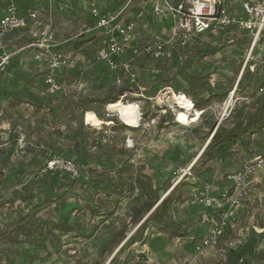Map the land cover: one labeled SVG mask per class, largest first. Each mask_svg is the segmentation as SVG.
Segmentation results:
<instances>
[{
	"label": "rangeland",
	"instance_id": "obj_1",
	"mask_svg": "<svg viewBox=\"0 0 264 264\" xmlns=\"http://www.w3.org/2000/svg\"><path fill=\"white\" fill-rule=\"evenodd\" d=\"M135 1L137 6L133 4ZM150 1L132 0L124 20L137 21L138 26H144L147 21L143 18L137 20L133 10L138 6L139 8L147 4L150 6ZM227 1L230 2L236 15L241 16L239 5L241 0ZM102 2L107 4L111 1L102 0ZM40 8L47 17L52 18L53 24L54 22L58 24L60 34L57 40L60 43L64 42L63 46L67 45L69 48L75 40H80L82 47L75 50V54L73 52L71 54L68 49L66 53L63 50L64 54L72 58L71 66L68 68L69 78L59 79L61 83L68 85L67 91L55 96H44L43 90L39 91L36 94L37 99L46 106L40 111L30 104L20 103L24 100V96L18 94V90L30 91L29 89H34L40 84L37 79L41 75L36 73L38 71L32 61L28 60L27 64L26 60L20 58L19 62L15 61L17 63L13 65L15 69L11 70V77L1 78L0 248L9 245L8 242L15 237V231L23 224L55 223L59 217L58 209L65 205L64 209L67 212L74 210L71 222L75 225V231L69 235L57 231L55 244L50 246L47 253L36 254L28 244L19 245L24 254L20 262L24 260L25 264L29 262L32 264H229V258L232 257L229 252L230 245L228 247L229 241L226 242L224 237L219 245L221 251L214 253L212 257L203 255L211 248L197 249L203 238L209 234L210 224L219 225L223 218L216 214L210 217L206 215L219 210L223 212L229 208L230 210L226 211L227 219L230 220L227 228L235 232L232 238L235 240L232 246L234 249L238 244L247 242L253 234L264 237V230H260L264 228V166L249 176L243 173L242 180L246 189L245 195L243 194L244 201L240 206L241 199L239 203L233 202L234 199H238L237 194L240 192L238 189L236 196H233L230 202L220 201L221 198H218L216 210L193 206L189 200L195 189L207 182L215 183L218 189L216 195L226 188L230 189L229 185L223 182L229 175L240 172L245 163L250 164L259 156L264 159V132L254 137L252 147H255L256 155L240 157L244 153L239 156L235 149L217 162L205 161L200 156L211 138L210 135L207 139L212 129L216 130V127L221 125L231 127L237 120L243 118L248 112V107L264 98V92L256 93L255 85L251 84L247 77V73L259 75L264 73V36L256 42L253 35L236 28H231L227 32L213 31L197 35L185 46L179 45L178 48L176 45L172 46L174 58L165 63L155 64L160 70L159 73H148L151 64L147 63L144 56L137 58L134 66L141 77V86L146 88L144 94L149 93L145 95L149 96V100L138 93H127L117 100L118 102L122 100L126 105L133 103L139 105L140 125L128 129L123 127L122 121L129 125L123 115L111 110L114 113L108 117L107 105L93 102L113 94L117 89L127 87L130 81L125 74L120 70L117 72L103 70L100 75H96L98 78L83 81L82 73L85 67L76 64L75 55H83L89 51L92 56L98 46V39L103 35L101 30H94V25L90 26L89 16L70 2L61 9L59 7L58 12H51V8L46 3ZM148 21H151L154 29H160V26L164 25L154 16ZM167 32L168 29L161 35L168 38ZM152 38L150 35L142 42L148 43ZM17 39L19 42L24 40L19 34ZM15 47L17 46L4 47L2 51L9 49L13 53ZM26 56L25 54L24 57ZM125 56L127 57L121 59L130 57L128 53ZM91 66L92 64L85 68L87 74L92 73ZM96 68L97 66L93 69ZM168 85L175 93L170 98L165 95L166 93L159 92ZM234 90L236 92L233 95ZM178 93L183 94L178 96ZM15 94L18 96L10 97ZM252 95L255 96L250 98ZM175 96L177 100L174 99ZM180 100H183L185 105L181 104ZM84 101V105H80ZM193 101L203 102L204 105L195 112ZM51 109L54 110L50 111ZM182 109L184 110L181 111ZM200 111H203L202 114ZM85 113H87L86 121L94 127L86 123ZM183 113L190 121L194 120V115L199 114L198 121L178 127L173 120L176 121L178 115ZM101 120L117 122L113 126H107ZM112 131L115 135H110ZM58 132H61V135H58ZM128 138L136 140L135 150L126 147ZM94 141L98 143L96 146L93 144ZM80 143L81 149L84 150L83 154L89 155L90 159H96V162L90 160V164L85 167V174L88 173L90 179L56 184L54 177L47 176L43 172L49 154L55 152L74 157L73 151ZM102 159L109 161L107 166L128 162L134 171L136 170V177L139 180L134 193L121 200L118 208L113 211L114 215L109 218L93 216L88 209L90 205H96L106 198L105 190L102 187L95 189L90 181L94 180V183L102 184L106 182L105 179L115 176L110 169L103 174L102 171L106 170L105 163H98ZM256 178L259 179L255 180L259 181V184L250 181ZM160 184L169 188L166 192L165 190L160 192L161 199L174 190L177 191L176 195L186 199L185 203H175L170 208L169 221L181 224L195 233L186 240H171L172 246L177 250L175 256L171 258L167 257L168 255L159 258L161 251L163 254L165 251L158 249L159 244L167 238L164 234L157 233L155 223L149 224L144 232L145 237H150L147 244L137 243L126 247L129 238L151 214L144 213L142 222L135 225L131 218L133 210L136 207L143 208L149 200L146 190L151 187L155 189ZM251 194L256 195L258 203L254 202L253 198L249 201ZM236 208L240 209L239 214H236ZM207 218H210L211 223L203 221ZM123 236L125 238L121 242L116 241ZM197 237L199 241H195ZM180 244H184L191 251L182 253V249H179L182 248ZM141 253L145 254L146 260L140 257ZM196 255L202 257L198 262H194ZM255 258L256 264H264V249H259Z\"/></svg>",
	"mask_w": 264,
	"mask_h": 264
},
{
	"label": "built area",
	"instance_id": "obj_2",
	"mask_svg": "<svg viewBox=\"0 0 264 264\" xmlns=\"http://www.w3.org/2000/svg\"><path fill=\"white\" fill-rule=\"evenodd\" d=\"M36 1L42 3L48 0ZM131 1L132 0H129L123 8L118 9L113 13H104L99 6H96L89 0H81L83 6H86L94 20L93 29L97 31L101 30L102 34L109 38L108 42L104 43L97 51L95 58L96 63L106 64L112 72H117V70L122 71L130 81V84H134L139 88L138 94H141L147 101L149 98L144 94L146 88L141 86L140 75L137 73L136 67L134 66V61L137 58L142 56L149 58L151 60V72L159 73L160 70L156 68L155 64L159 62L165 63L174 58L175 53L172 46L176 45L177 48L180 47L179 45L185 46L191 41V38L197 35L213 31L227 32L229 29L236 27L239 31L253 35L256 42L264 36V0H241L240 9L242 15L239 17L232 9L230 2L227 0H151L150 9L152 15L161 20L162 23H171L170 34L168 38L154 35L148 43L140 44L136 38V30L138 27L137 21L130 22L124 20ZM141 17L142 15H139L138 18ZM37 18L38 10H32L29 13L30 21H36ZM29 26L28 21L20 17L14 5L10 4L7 7L6 13L0 17V38L13 34L20 29H27ZM30 48L34 49V59L38 63L47 66L48 75L45 79L42 94L44 96H55L66 92L68 85L61 83L58 76L59 72L65 71L71 66L72 58L68 54L54 50L55 40L53 32H51L50 29L40 30L35 37V42ZM127 51L131 54L128 59H117L125 57ZM13 59L11 53H8L5 50L1 52L0 74L8 69ZM159 92L166 93L165 95L169 98L175 95L170 86L161 89ZM235 92L236 90H234L233 95ZM259 92L263 93L264 88L260 89ZM181 94L182 93H178V96ZM188 98L191 100L189 96ZM193 103L194 111L196 112V104L194 101ZM111 105L112 104H108L106 106L108 117L111 113H114L109 110ZM183 110L184 109L181 111ZM86 114L87 113L84 114L85 121ZM191 115L192 114H190V118L192 117ZM102 122L107 126H113L117 121L110 120V122ZM173 122L178 127L187 126L186 124L179 122L178 118H176V121L173 120ZM86 123L93 126L91 123H88V121H86ZM124 126L128 129L135 128L126 123H124ZM114 133L115 132L112 131L110 132V135H115ZM135 142V139L128 138L126 140V147L135 150L137 147ZM243 166V170L227 177V180L235 183L236 188L240 191L237 197L238 199H234L233 201L234 204L236 202L239 203V197L245 193L246 187L245 182L242 180L243 175L245 174L249 176L257 169L263 167L264 159L258 157L254 162L250 164L245 163ZM53 171L69 175L75 181H86L90 179L89 174H85V168L80 165V163L74 159H67L62 156H54L53 159L47 161L43 172L46 173ZM217 191L218 189L215 186V183L207 182L203 186L197 187L189 200L192 202L193 206H200L207 210L217 209V204L219 203L218 198H221L220 201L228 200V202H230L233 200V197L229 195L230 189L226 188L222 190L219 195L215 194ZM219 215L223 216L221 222L219 225L213 226L209 229V234L203 238L197 249H217L219 247L230 221L227 219L228 215H226V212H219ZM231 245L232 244H230V246Z\"/></svg>",
	"mask_w": 264,
	"mask_h": 264
},
{
	"label": "trees",
	"instance_id": "obj_3",
	"mask_svg": "<svg viewBox=\"0 0 264 264\" xmlns=\"http://www.w3.org/2000/svg\"><path fill=\"white\" fill-rule=\"evenodd\" d=\"M13 4L15 9H17V13L20 17L26 19L30 24L29 13L32 10H38V5L41 4L36 0H0V17H2L6 11L7 7ZM116 10V9H115ZM94 22V20H93ZM94 25V23H91ZM236 28V27H233ZM237 29V28H236ZM238 30V29H237ZM99 43H107L109 38L106 35H102L100 39H98ZM82 42L80 40H75L68 50L74 51L81 49ZM99 50V49H98ZM129 55L130 52L127 51ZM86 55H90L89 51H86ZM96 58V56H95ZM140 58V57H139ZM120 60L121 58H117ZM147 63L150 64L151 60L149 58H145ZM136 61V60H135ZM96 62V61H95ZM13 63V62H12ZM11 65L5 72L0 74V81L3 74L10 72ZM106 65V64H105ZM107 66V65H106ZM149 66V65H148ZM108 67V66H107ZM144 67V66H143ZM109 69V67H108ZM110 70V69H109ZM148 73H152L151 70H148ZM143 76V75H141ZM247 77L249 78V82L255 85L256 93H259L260 89L264 88V73L259 75L258 73H247ZM141 81V77H140ZM170 86V85H168ZM166 87V86H165ZM163 87V88H165ZM161 88V89H163ZM19 92V93H18ZM18 94H22L24 96V100L20 101V103H27L33 106L37 111L44 109L46 106L44 104L39 103L36 94L31 93L28 90L19 91ZM139 88L134 84L128 83L127 87L117 89L113 94H109L104 96L103 98L97 99L96 102L98 104H112L115 105L120 99L121 96L127 93H138ZM18 94L10 96L16 97ZM183 94V93H182ZM181 94V95H182ZM187 94V93H186ZM145 95H149L146 92ZM188 95V94H187ZM189 96V95H188ZM255 95H252L253 98ZM149 96H147L148 98ZM190 97V96H189ZM84 102H81L80 105H84ZM196 109L202 108L204 105L203 102H195ZM54 109H51L52 111ZM125 128V126H123ZM213 130V129H212ZM264 132V98H262L259 102L248 107V112L243 116V118L237 120L231 127L226 126H218L214 131V135L210 138V135L207 137L210 138V143L204 148V152L201 155L205 161H220L224 156L230 154L233 150L236 149L238 155L241 153L242 157L256 155L255 147H252L254 137ZM58 135H61V132H58ZM101 139L99 140V144ZM94 146L97 144L95 141L93 142ZM81 143L76 146V150L73 151L74 157L65 156L61 154H56L53 152L49 154L47 160L53 159L54 156H62L64 158H71L76 160L80 165L84 168L88 166L90 160L92 162H96V159H90L89 155L83 154L84 150L81 149ZM257 157V156H256ZM260 157V156H259ZM200 158V159H201ZM47 163V161H46ZM46 163L43 169L46 166ZM98 163L103 164L105 171H102L103 174L107 173V169L112 170L111 173L115 174V176H111L110 178L105 179L106 182L99 184L98 182L94 183V180L90 181L93 184L95 189H99L102 187L105 190L106 198L103 201H95L96 205H90L88 209L91 214L96 217L101 218H109L114 215L113 211L118 208L120 205V201L130 197L135 191L136 184H139V180L136 177V170L134 171L132 165L127 163H120L119 165H114L111 162V166H107L109 164L108 160H99ZM108 167V168H107ZM90 169V168H89ZM47 176L54 177L56 184H62V182H70L75 181L71 178V176L66 174H61L60 172H46ZM113 177H117L113 179ZM76 182V181H75ZM89 182V183H90ZM148 189V188H146ZM162 190L168 191L169 188L165 187L163 184L158 185L155 189L153 187L146 190V195L149 196V200L144 204L143 208L136 207L133 211L132 221L133 224L139 225L144 219V213H151L147 220H145L138 228L134 235L129 238L126 242L127 246H133L137 243L147 244L150 240V237H145L144 232L148 228L149 224L155 223L156 231L159 234H164L167 240H186L191 235V231L188 228H184L181 224H176L168 219V213L170 208L179 202H184L186 199H182L180 195H176L177 191L174 190L171 194H169L164 199H161L160 192ZM108 195V196H107ZM92 201L94 199L92 198ZM66 206V205H65ZM64 206V207H65ZM63 208L58 209L59 217L55 223H46V224H35L28 223L23 224L21 227L17 228L15 231V237L8 242V246L4 248H0V264H25V261L20 262L23 255L21 248L19 245L28 244L35 251L36 254L39 252H48L50 246L55 244L56 232H60L63 235L72 234L75 231V225L71 222V215L74 210H70L67 212ZM111 210V211H110ZM228 229V228H227ZM226 229V230H227ZM227 233V231H225ZM225 233V234H226ZM125 237L123 236L121 239L116 241L121 242ZM115 241V242H116ZM260 243V238L257 234H253L251 238L245 243L238 245L236 249L230 248V256L232 259V264H256L255 257L257 255L258 246ZM140 257L146 260L145 254L141 253ZM227 262V261H226ZM29 264H32L29 262ZM127 264V263H125Z\"/></svg>",
	"mask_w": 264,
	"mask_h": 264
},
{
	"label": "crops",
	"instance_id": "obj_4",
	"mask_svg": "<svg viewBox=\"0 0 264 264\" xmlns=\"http://www.w3.org/2000/svg\"><path fill=\"white\" fill-rule=\"evenodd\" d=\"M89 1L91 3H94L96 6H99V8L104 13H109V12L113 13L115 11V9L116 10H117V8L119 9L120 6H122L124 3H127L129 0H109L111 2H107V4H105L104 2H102L103 3L102 4L101 3L102 0H89ZM69 2L72 3L73 6L77 7V9L79 8L80 10H82L84 13H86L89 16V18H90V26H92L91 23H93V18L91 16L89 10L86 8V6H83L81 0H48V1L42 2L41 4L38 5V18L36 19V21H31L30 24H29L30 26L27 29H20V30H17L13 34H10V35H7V36H4V37L0 38V54L2 52V49H5L4 47H12L13 45L17 46V47H15L16 50L13 53H11L9 51V49L7 50L8 53H11L13 55L14 59L12 61L13 63H12V66L10 68V72L3 74L2 77L4 79H7V77H11L12 74H10V73H12V71H13L12 69H15V68H13V65L16 64L17 62H19L20 58H22L23 61L26 60L27 64H28L29 61H32V63L35 64V69H37V71H38L36 73H39L41 76H39L38 79H37L38 80L37 82H39L40 84L36 85L34 89H29V90L33 94H38L39 91L42 92V89H43L44 83H45V79H46L48 73H47V66L38 63L34 59V57H33L34 49L30 48V46L33 45V43L35 42L36 35L39 33L40 30H49L50 29L51 32H53L54 40H55V49L54 50L55 51H61V52H63V50H64V52L66 53L68 48H67V45L63 46V44H65L64 42L60 43L57 40V38L59 37V34H60L58 24H56L55 22L53 24L52 18L47 17V15L42 12V9L40 8V6H42V4H44V3H46L51 8V10H50L51 12H58L59 7L61 9V7L63 5H68ZM135 3H137V1H135L133 4H135ZM57 5H59V7H57ZM135 5L137 6L138 4H135ZM147 5L145 7H143V8H139L140 6H138L137 8H134V10H133L134 14L136 13V17H137L136 19L137 20L140 19V18H138L139 15H142L141 18H143L144 20L147 21L146 24H143L144 26H138L137 30H136V38L138 39V43H140V44H144V42H142V41L144 39H148V36H150V35H152V37L154 35L162 36L161 34H164V32L167 29L169 31V32H167L168 36H169L170 29H171V23H166V22L163 23L164 25L160 26V29L159 28H157V29L155 28L154 29L153 24H151V21H148V20H152L153 15H152L150 6L148 5V7H147ZM239 5H240V3H239ZM48 18H49L50 22L48 21ZM47 24H49V25H47ZM18 34H19L20 38L24 39L23 42L22 41H20V42L18 41V39H17V35ZM150 40L151 39H149L148 41H150ZM100 45H102V43L98 44L96 49L93 51L92 56L86 55V54L78 55V56L75 55V58H77L76 64L84 65L85 68L88 67V65L92 64V66H91L92 71H90L92 73H88L87 74L85 72L86 69L85 68L83 69V73H82V76H84L83 77V81L84 80L89 81L90 79H96V78H98V77H96V75L97 76L100 75L101 72H103V70H109L108 67L104 63H99V64H102L101 66H99V64L95 62V56H96V53H97ZM69 52L71 54H72V52L75 54L74 51L69 50ZM25 54L27 55L26 57H28V58L24 57ZM127 56H125V57H127ZM15 61H17V62H15ZM96 66H97V68L93 69ZM63 75H65V77H63ZM90 75H92L93 77H90ZM58 78L59 79H63V78L67 79V78H69L68 68L65 71L59 72ZM240 157H242V156H240ZM255 180H259V179H257V178L256 179H251L250 181L254 182V183L256 182L255 184H259V181H255ZM223 182L227 183L229 185L230 195L232 197L236 196L237 188L235 187V183H232V182L228 181L227 179H225ZM253 187H255V186L253 185ZM244 195H242L240 197L242 202H240L239 206L244 201V199H243ZM250 198H253L254 199L253 201L258 203L257 199H256V195H254V194L252 195L251 194V196H249V199ZM249 201H251V199ZM244 206H245V204H244ZM228 208H229V206H228ZM237 209L238 208L235 209L236 214H239L240 209L239 210H237ZM191 210H193V209H191ZM229 210H230V208L227 209V210H224L223 212H226V211H229ZM219 212H221V211L220 210L218 212L215 211V212H212L211 214L206 215V216L210 217V216H213V214L219 215ZM231 212H233V211L231 210ZM209 219L210 218H207L206 220L203 219V221L206 222V221H209ZM209 223H211V222L209 221ZM213 226H214L213 223L210 224V228L213 227ZM260 230H264V228H260ZM190 233L193 236L195 234L193 231H191ZM234 233H235L234 231H231L230 229H228L226 235H224L225 241L226 242L229 241L228 247H229L230 244H232L230 246V248H232V246L234 244V241H235V240H232ZM259 238H260V243H259V246H258L259 247L258 250L259 249L263 250L264 249V237L263 236H259ZM198 239H199V237L195 238V241H197ZM170 241L171 240H167V239L165 240L164 239V241H162L159 244V248L158 249H162V250L164 249L166 251L165 252L163 250L164 254L161 251V254H159V258L165 257L167 255H168L167 257H169V258H171L172 256H175V253L177 252V250H176L175 247L172 246V244H171L172 241L171 242ZM180 245H181L182 248H179V249H182V251H183L182 253H187V252L191 251L190 249L186 248L184 246V244H180ZM193 246H195V245H193ZM219 250L221 251V249L219 247L217 249H213L212 248V249H210L209 251H207L203 255H204V257H212V255H214V253L216 254L217 252H219ZM198 255H196V257L194 259V262H198L199 260H201L202 257H200ZM229 259H230L229 264H232V262H233L232 259L231 258H229ZM227 263H228V261H227ZM194 264H197V263H194Z\"/></svg>",
	"mask_w": 264,
	"mask_h": 264
},
{
	"label": "bare ground",
	"instance_id": "obj_5",
	"mask_svg": "<svg viewBox=\"0 0 264 264\" xmlns=\"http://www.w3.org/2000/svg\"><path fill=\"white\" fill-rule=\"evenodd\" d=\"M177 97L175 96L174 99H176ZM181 104L185 105V102H183V100L181 101ZM114 106V105H113ZM110 106L109 110H112L114 112H117L119 115H123V117L125 118V120H127L128 124L132 127H138L140 125V109H139V105L136 103L133 104H123L122 100L117 102L116 105L113 107ZM187 107H189L188 105H186ZM112 107V108H111ZM186 107V108H187ZM194 120L190 121L189 118H187V116L183 113V114H179L178 118L179 121L183 124H191L192 122H196L198 121V115H194ZM120 117V116H119ZM124 122V121H123ZM125 123V122H124ZM203 154V151H201L200 156ZM199 156V157H200Z\"/></svg>",
	"mask_w": 264,
	"mask_h": 264
},
{
	"label": "water",
	"instance_id": "obj_6",
	"mask_svg": "<svg viewBox=\"0 0 264 264\" xmlns=\"http://www.w3.org/2000/svg\"><path fill=\"white\" fill-rule=\"evenodd\" d=\"M214 131H215V130H212V132H211V138H212V137H213V135H214V134H213V133H214ZM209 143H210V142H209ZM209 143H208V144H209ZM208 144H207V145H208ZM207 145H206V146H207ZM206 146H205V147H206ZM203 152H204V149H203Z\"/></svg>",
	"mask_w": 264,
	"mask_h": 264
}]
</instances>
